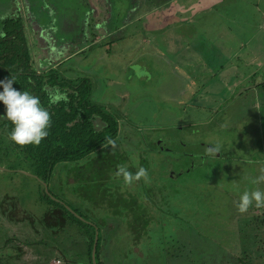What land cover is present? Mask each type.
Instances as JSON below:
<instances>
[{
	"label": "rangeland",
	"instance_id": "rangeland-1",
	"mask_svg": "<svg viewBox=\"0 0 264 264\" xmlns=\"http://www.w3.org/2000/svg\"><path fill=\"white\" fill-rule=\"evenodd\" d=\"M181 1H183L182 4L185 2L190 4V0H0V9L6 10V15L19 12L23 18L24 37L27 39L32 66L38 69L37 71L47 70L48 67L53 66L59 68L64 77L75 80L86 76L92 79L93 88L90 101L105 108V113L112 116L113 121L119 123L120 142L111 146L115 148L112 150L118 157L125 158L133 152L129 156H134L135 153L139 158V154L145 153L149 146L156 144L163 150L169 148L181 151L185 149L194 153L197 152V142L193 144L191 139L197 138V136L202 138L204 133L209 132L214 133L212 136L223 141V144L229 148L222 160H218L217 157L212 159L196 157V162H194L183 158L179 162L182 172L184 167L188 168V166H194L193 168L197 166L198 169L188 170L187 174L183 172L182 177L176 178L175 182H164L159 176L155 178L154 185L150 179L144 180L146 184L153 187L149 197L152 194L155 199H159L164 187H166L164 189L172 191L181 188L184 195L178 196L179 199L174 200L169 209L163 207V210H160L152 205L150 207L152 220L143 231L145 234L143 233L142 236L140 233L134 237L130 235L131 231L128 230L135 226L134 221L130 220L127 224L118 218L120 217L118 211L120 203L117 204V201L111 197L104 199L97 196L92 199L88 191H83L82 194L88 200L85 208H89L91 213L86 212L88 214L86 216L84 211L85 218L75 214L77 218L87 224L96 220L100 221L98 223L101 225L105 218H116L119 222L117 238L104 242V245L107 246L106 248L104 246L101 252V257L103 256L102 259L105 260L104 264H165L166 261L174 264L177 260L178 264H241L236 261V252H248L247 244L250 248L253 247L252 250L255 252L257 249L261 252L264 251V207L251 213H248V210L241 213L235 206L239 194L243 191L254 189L264 191V92L262 89L258 90L257 87L252 86V91L247 92L246 89L239 97L237 92L240 90L229 86V83L235 80L233 75L230 77L231 72L227 76L225 85L219 83L218 79L223 75L218 71L223 67L225 70L226 67L235 65L236 67L232 66L230 70L239 74L250 73L254 67L253 61L247 59L239 63L238 61L230 63L222 60V64L225 65L219 67L222 56L218 53L217 46L212 44V37L209 38L205 31L198 28L207 27V22L203 17L206 14L209 15L210 12L200 14L196 18L194 30L180 32L185 39H196L194 44H198L200 47L197 54L195 51L179 54L181 57L196 59L193 65L189 64L188 67H186L187 63L183 64L185 68L190 69L186 71L190 77L189 75L181 77L178 74L179 71L175 72L177 66H181V62L179 63L177 59L179 55H174V51H169L166 43L172 41L168 37L176 31L172 29L153 30V28L148 29L146 25L149 18L150 23L154 22L155 26L157 18H161V14L164 16L163 19L175 20L177 15L173 12H175V8H183ZM258 2L260 3V16H262L264 0ZM160 4L161 7L164 5L163 9L159 7ZM231 4L236 3L230 2L223 7L221 5V8L212 14V19L216 22H223L222 10L223 8L228 9L227 6ZM247 6L249 7V3ZM30 11L39 12L38 19L35 18L37 23H34L33 13ZM67 12L78 16L76 28L79 32L81 31V37L85 35L91 40V35L96 36L94 37L95 42L100 45L83 55L78 53L74 56L75 58L62 66L60 53H57L58 56L56 53L52 55L54 53L52 48L48 53L44 44L45 41L46 43L51 41V33L55 35L54 32L63 31L60 19ZM39 21L40 23H38ZM188 23L186 26L191 25V21ZM37 24L49 30L48 35L50 36L46 37V34H42V38L45 39L43 43L37 35L39 28ZM124 24L126 28L123 27V30L118 34L114 33L119 25ZM71 32L69 31V36L66 37V44L69 43L68 49L72 48L70 42L75 40ZM109 32H112V37L117 39L111 44H108L112 38ZM220 33L221 38L213 35L216 41H220L218 47L224 44L226 47L232 48L225 52V57L227 55L232 59L235 56L243 57L244 46L236 45V42L230 39L229 31L226 30L222 35L223 31L220 30ZM61 39L60 35L59 40ZM159 47L164 49L159 50ZM208 55H211L214 60L213 62L209 60L211 69H213V73L215 72L214 76L208 71ZM50 58L52 59L51 63ZM188 78L190 79L188 80ZM230 87L232 92L228 94ZM244 88L245 86L242 87V90ZM250 93L255 95L253 96L254 105L258 101L260 102L262 97L263 101L257 108L254 106L253 111L248 115L251 105V102H248L251 98ZM221 110L225 112L223 113ZM212 114H214V119L209 121V116ZM186 117H192V120L198 119L197 121L201 119L203 122L193 123L184 127V130L174 127L162 128L166 123L172 125V122L185 120ZM257 117H262V119ZM254 118H256V124L252 123ZM212 149L209 152L213 154ZM151 154V152H147L144 156L151 161ZM161 155L163 156V158L160 157L162 160L166 159L167 155L164 153ZM131 162H135L132 157ZM13 163L14 161L6 159L1 162L2 165L8 167H2L5 170H1L0 167V200L8 194L14 199L17 197L15 201L20 206L41 211L45 206L39 200L41 192L49 190L56 194L50 196L53 200L61 204L69 202L71 207L75 205L71 201L74 199L72 194L75 193L70 191L73 187L70 185L73 184L71 178L67 180L69 185H65L64 178L61 181L58 179L59 175L56 176L54 185L46 184L48 186L46 191L43 183L38 182L39 180L34 175L24 174L22 172L24 169H17V166L11 169L13 165L9 164ZM203 163L208 166L207 173L212 178L210 184L215 185L212 189L204 188V191L203 188L196 186L201 182L197 176L199 167ZM86 168L85 172L92 169L89 166ZM58 170L60 175L67 176L65 168L58 167ZM86 175L87 173L83 176L89 179ZM161 182L165 183L162 184V187L160 186ZM58 183L62 185L60 191L54 188L55 185H59ZM85 184L84 188L88 189L95 183L87 181ZM110 184L109 191L118 190L121 194L128 192L136 194L138 189L134 182L125 183L120 179L110 182ZM158 185L161 187L160 190ZM139 186L143 189L142 184ZM142 189H140L141 192ZM62 191H65L66 195L61 194ZM66 196L71 200H68ZM141 196L143 197L144 194ZM150 209H148V216H150ZM166 210L170 213L169 216L165 214ZM71 212L74 213L72 209ZM80 226L81 224L77 222H73L72 226L69 225V230L61 232L63 234L55 245L60 247L64 257L81 262L86 260L82 254L86 247L82 238L85 237V227ZM140 230L142 231V228ZM10 231L15 235L16 228L13 227ZM183 232L189 236L188 245L180 241ZM79 235L81 237L77 240ZM248 235H254L251 241L255 236L257 239L259 238V241L255 244L253 241V245L250 244L247 239ZM218 246L221 248H217ZM183 252L189 253L190 257L182 258ZM201 252L202 254H200ZM121 259L124 263H120ZM261 262L264 264V259L252 257L251 264H261Z\"/></svg>",
	"mask_w": 264,
	"mask_h": 264
},
{
	"label": "trees",
	"instance_id": "trees-1",
	"mask_svg": "<svg viewBox=\"0 0 264 264\" xmlns=\"http://www.w3.org/2000/svg\"><path fill=\"white\" fill-rule=\"evenodd\" d=\"M124 25L119 26L122 28ZM74 31L78 32V30ZM24 33V21L19 12L9 13L0 19V79L13 77L14 88L20 89L21 91H28L32 95L39 97L40 103L49 112L51 123L48 129V136L42 139L39 144H29L21 147L15 145L8 139V132L11 130L10 122L0 119V167H8L1 164L3 159L12 162L14 161L13 164H9L13 165L11 169L16 168V166L18 167L17 169H24V171L36 176L47 185L48 183L54 185V181L58 175V179L61 181L64 178L63 182L65 185H69V182H67L69 178L72 179L73 184L70 185L73 187L70 191L75 192L72 194L74 199L71 200L68 196H66V198L75 203L73 207L69 205V202H64V199L62 200L64 202L63 204L53 200L50 196H55L56 194H53L51 191H49L48 186L47 190L49 191L50 195L45 191L41 192L39 200L42 203L49 205L47 208L48 212L46 213H48L50 216V222L46 220V223H50V227L48 228L45 226L43 229L56 238L59 236V233L66 231V227H68V225L72 226L73 222L80 223L82 227H85V237L82 238L84 239V246L86 248L82 254L85 257L87 264H94L92 262V251L96 236L95 225H99V223L98 221L94 220L95 222L91 221V224H87L75 216V214H78L80 217L85 218L83 215L86 214L87 216L88 214L86 212H90L89 208H85V204H88V200L82 194L83 191H88L92 199L96 198L97 196H101L104 199L110 197L113 198L115 201H117V204H121L120 208L122 209L120 210V208H118L120 215L118 218H121V220H123L122 222L125 221L127 224L130 220L134 221L135 226L132 229L128 225L129 229L131 230H140L142 228V231H145L152 220L151 213L150 216H148L149 210L147 207H149L150 204L158 207L160 210H163V207L169 209L170 204H172L174 200L177 198L179 199L180 196L184 195V191L181 188H177L172 191L164 189L166 188L164 187L161 190L162 194L159 199H155L152 194L151 197H149V194L152 193V185L156 183L155 178L158 176L164 182H175L177 178L176 176H168L170 172V161L174 168H180L181 164L175 161L177 156L180 160L184 158L187 161L191 160L194 162H196V157L198 159H212L217 157L218 160H222L225 152L228 151L227 149L229 148L227 146L224 148L221 146L219 147L223 141L214 138V133L211 134L209 132L207 134L204 133L202 138L197 136V138L190 139L193 144L196 142H207L208 144L214 145V150L212 149L214 153L211 155H208L205 152L206 148L203 149V151L197 149V152L193 153L188 152L185 149L181 151H174L170 150L169 148L163 150L161 146H158L155 143L156 145L149 146L145 153L142 152V154H139V158H137L138 156H136L135 153V157L129 156L133 152H131L125 158L118 157L114 153V150H112L115 148L111 146L120 142L118 137L119 123L113 121L114 119H111L112 116L105 113V108L90 101L93 88L92 79L86 76L75 80L64 77L60 73L59 68L53 66L48 67L47 70L45 69L37 71L38 69H35L32 66L31 55H29L30 50L27 45V39L24 37ZM118 33H120V31H118ZM94 37L96 36L92 35V39L89 40L90 44L82 49V53L80 52L81 55L87 51H92L95 46L100 45V43L95 42ZM115 40L117 41V39L111 38L108 44H111V42ZM76 54L78 53H75V55ZM75 55H72L67 60L61 62L62 66H64L71 59L75 58ZM257 89H262L264 92V83L257 85ZM252 90L253 89L248 90L247 92ZM56 92L63 93L64 98L57 101L56 103L49 104V96L55 94ZM221 111L223 113L225 112L223 110ZM2 112L3 107L0 106V113ZM117 116L119 117V114ZM213 116L214 114L209 116V121L214 119ZM197 120H192V117H186L185 120H180L174 123L172 122V125H168L170 123H166L162 126V128L174 127L179 130H184V127L190 126L193 123L203 122L201 119L199 121ZM109 141H112L113 143L110 144ZM124 148L126 149V147ZM147 152L152 153V157L150 156L151 161L148 157L144 156L147 154ZM161 153L167 155L166 159L162 160L163 156ZM123 154L125 155V152ZM161 156L162 158H160ZM131 157L132 160L135 161L134 163L131 162ZM129 159L130 162H128ZM117 165H123L129 172L133 173L139 167H143L146 170L147 179L140 178L138 180H133L138 189L136 194L132 195V193L129 192V199L136 200L144 194V197L148 199L149 203L145 202V205L140 204L141 206L139 205V207H135L134 211H127L128 208L124 204L128 201V194L125 196V194L119 193L118 190H108L111 186L110 182L119 179L123 180L122 177L115 175V169ZM24 166H27L28 168H25ZM86 166H89L92 169H89L87 172H85V169H87ZM58 167L65 168V174H67L69 177L66 178L67 176L64 177L63 175H60L58 173ZM193 167H184L183 172L187 174L188 170L193 171L194 169H198L197 166L195 168ZM207 167L208 166L205 163H203L202 166L200 165L197 176L201 182L199 185L196 184V186L201 187V189L203 188V191L205 190L204 188L212 189L215 186L214 184H210L212 183V178L208 176ZM85 173H87L86 176H88L89 179H86L83 176ZM149 179L152 181V185H148L144 181H148ZM83 180L86 181L84 182ZM87 181L95 184L86 189L84 187ZM192 181L191 183L193 184L194 181ZM164 182L160 183L161 187L162 184H165ZM139 184H142L143 189L140 188ZM160 186L158 185L159 190L161 189ZM54 188H57V191H60L62 188L61 183L58 186L55 185ZM140 189H142V192ZM165 190L167 191L166 193L163 192ZM61 194L66 195V192L62 191ZM238 199L239 196L237 201ZM15 200L16 198L14 199V197L8 194H6V196L0 200V215H2V219H0L2 222H0V227H2V229H0V264H16V253L18 248V246H16V237L7 235V233L16 225L17 214ZM65 204L68 205L74 213L71 212L70 208V210L65 208ZM255 209L258 208L255 206L254 202L247 208L249 211L248 213H251ZM164 212L169 216L170 213L168 210ZM105 222L106 221L104 219L101 223L104 224ZM138 227H140V229H138ZM181 234L183 236H181L180 241L188 245V242H190L188 239L189 236L185 235L184 232ZM135 235H137V233ZM253 236L254 235H248L247 237L250 244H252L253 241V244L259 241V238L257 239L256 236L253 238V241H251ZM80 237L81 235H79L77 240ZM245 244H247V242H245ZM95 246V264H104L105 260L102 259L103 256L101 257L103 246H101L100 239L97 241ZM214 246L216 245L214 244ZM241 247L243 248V246ZM246 247H248V252H236L237 262L241 264H251L252 257H257L260 260L264 259L262 258L264 256V251L261 252L259 249H257L255 252L252 250L253 247L250 248L248 244ZM217 248L220 249L221 247L218 246ZM200 254H202V252ZM255 254L256 256H254ZM59 256L60 253L57 252L55 257L58 258ZM186 256L188 258L190 257V254L183 252L182 258ZM168 263L166 262L165 264ZM175 264H178V260L175 262Z\"/></svg>",
	"mask_w": 264,
	"mask_h": 264
},
{
	"label": "crops",
	"instance_id": "crops-1",
	"mask_svg": "<svg viewBox=\"0 0 264 264\" xmlns=\"http://www.w3.org/2000/svg\"><path fill=\"white\" fill-rule=\"evenodd\" d=\"M258 1L259 0H240V1L239 0H190L189 1L190 4H188V2H185L182 4L183 1H181V5H183V8L181 9L175 8L176 10L175 12H173L177 15V18H174L175 20L171 21V19L169 20L163 19L164 16L163 14H161V18L159 17L157 18L158 21H157V24H155V26L153 25L154 22L150 23L151 21L147 17L148 23L146 26L148 27V29L153 28V30L172 29L176 31V33H172L171 36L168 37V39L172 41H167L166 43L168 50L174 51V55H179V54L183 55L191 51H195L197 54L200 45L194 44L196 39H192V40L185 39L180 32L194 30L196 27L195 26L196 18L200 16V14H205V13L210 12L209 15L206 14V16L203 17L207 22V27L202 26L198 28L205 31L206 35L209 38L212 37L211 39L212 44L217 46L218 53H220L222 56L221 64L219 67H223L225 65V64H222V60L229 61L230 63L231 61H238L239 63L246 59L249 61H253L252 65L254 67L250 71V73L245 72L244 74H241V73L239 74L238 72L237 73L232 72L230 68L235 65L228 66L226 67L225 70L223 67V69H220V71H218V72H221V74L223 75L219 79L217 78L219 80V83H222V85H225L227 83V76L231 72L230 77L233 75L235 80L232 83H229V86L231 85V87H233L234 89H239L241 90V92H242L243 86H245L243 90L245 89L251 90L252 86L257 87V85L264 83V11H262L263 12L262 16H260L261 10H259L260 3ZM230 2L231 3L235 2L236 4H233V5L231 4L232 6L231 5L227 6L228 9L223 8L222 10L223 22L214 21L212 19V14L216 12V10H219L221 8V5L223 7L227 3H230ZM247 3H249V7L247 6ZM164 5L166 6V3ZM164 5L161 7V4H160L159 7L163 9ZM5 12L6 10L0 11V19L6 15ZM148 12H151V11H148ZM30 13H33V17H34L33 21L34 23H37L35 18L38 19L37 17H38L39 12L34 13L33 11H30ZM69 13L70 12H67L60 19L61 28L63 29V31L58 30L57 33L54 32L55 35H53L52 33H51L52 36L48 35L49 30L45 27L42 28L40 25L37 24V26H39V28L37 29L38 31L37 35L39 38L42 39V43L45 40L42 38V34H46V37L50 36L51 38V41L49 43H46L45 41V44H44L46 45L45 47H47L46 49L48 50V53H49V50H51V48L54 52L52 53V55H55L56 53V56H58L57 53H60L61 62L67 60L68 58H70V56L75 55V53H80L83 48H85L86 46L90 44L89 43L90 39L88 37H86L85 35L81 37V33H80L81 31L79 32L78 30V32L76 31V33H74V30H77L76 24L78 22V18H77L78 16L77 15L74 16L73 14H69ZM189 21H191V25L186 26L187 24H189L188 23ZM38 23H40V21ZM120 27L121 26H118L114 33H118V31H122L123 27L122 28ZM220 30L223 31L222 35H224V32H226V30L229 31L230 39H232L233 42H236V45L244 46L243 47L244 48L243 57L235 56L234 59H232L229 55L225 57V52H228L232 48L226 47L224 44H221L220 47H218L219 46L218 43L220 41H216L213 38V35L220 37L221 36ZM59 31H62V32H59ZM69 31H72L71 34L74 35L73 37L75 38L74 41L70 42V45L72 46L73 50L72 48L68 49L69 43L68 45L66 44V39L69 36ZM210 34H212V36H210ZM60 35L62 37L61 40H59ZM109 35H111L112 37V32H109ZM207 45H210V44H207ZM210 46L214 47L212 45ZM193 47H198V48H193ZM160 49H164V48L159 47V50ZM192 53L195 55L194 52ZM192 53L190 54L193 55ZM180 55L177 57V59L179 63L181 62L180 64L181 66H177V68L175 69V72L179 71L180 73L178 74L181 77H188L189 74H186L187 73L186 71H189L190 69L185 68L183 64L187 63L186 67H188L189 64L193 65L196 59L194 57H181ZM207 58H208V65H207L208 71L211 72L212 76H214L215 72L213 73V69H211L212 66H210V63H209V60L212 62L214 60L211 57V55L210 56L208 55ZM51 62H52V59L50 58V63ZM189 79L190 78H188V80ZM231 87L228 91V94L232 92ZM239 93H237V95ZM10 232L11 231H9L7 235L15 236L11 234ZM59 258L61 257L59 256ZM64 262H66V264H71V262L74 263V261L66 257H64Z\"/></svg>",
	"mask_w": 264,
	"mask_h": 264
},
{
	"label": "flooded vegetation",
	"instance_id": "flooded-vegetation-1",
	"mask_svg": "<svg viewBox=\"0 0 264 264\" xmlns=\"http://www.w3.org/2000/svg\"><path fill=\"white\" fill-rule=\"evenodd\" d=\"M244 91H246V89L242 90V92L240 90L237 93H239V92L243 93ZM241 93L238 94L239 97H240ZM250 96H251V98H249L248 102L249 101L251 102L252 107L250 105V109L247 113L248 115L250 114L249 112L253 111L254 106L257 108L258 105H260V102L263 101V97H262L260 99V102L258 101L257 102L258 104L256 103L254 105L255 102L253 100V98H254L253 96H255V95H253V93H250ZM224 101L226 103L227 100L225 99ZM256 101H257V99H256ZM245 110H246V108H245ZM257 118L262 119V117H257ZM252 123L253 124L257 123L256 118L253 119ZM196 145H197L198 150L203 151V149L206 148L205 152L208 155L212 154L209 152V150L214 148V145L208 144L207 142H197ZM220 146L224 148L226 146V144L222 143L219 145V147ZM175 161L180 162L181 160L178 159V156H177ZM169 165H170L169 166L170 172H169L168 176H170V177L176 176L177 178L182 176L183 172H181L180 168H174L171 161L169 162ZM173 173H174V175H173ZM133 182L134 181H132L131 183H133ZM127 194H128V196H127L128 201L124 204L128 208L127 211H134V208L139 207L140 204L145 205V202L149 203L148 199L144 196L143 197L140 196L136 200H133V199H129V197H130L129 192L126 193L125 196ZM132 195H133V193H132ZM15 198H17V197H15ZM15 203H16V214H17L16 225H15V228H16V232H15L16 238L15 239H16V246H18L17 253H16V264H66V262H64V256L61 254L62 251L59 252L60 247L58 245H55L57 240L60 239V236L63 233H59V236H57L55 238L54 236L50 235L49 232H46L43 229V227H45V226H47L48 228L50 227V223H46V220L50 222V216L48 215V213H46V212H48L47 208L49 205L45 204L43 210H41V211L37 210L36 211L34 209H30V208L28 209L27 207L20 206L19 203H17V201H15ZM151 206H152V204H150V206L147 208L150 209ZM67 207L68 206L66 205L65 208H67ZM258 209H255V210H258ZM150 213H151V209H150ZM0 219H2V215H0ZM105 221L106 222L104 224L95 225V232L97 233L98 241H99V239L100 240L103 239L101 246H103V247L105 246V248H106L107 246L104 245V242L109 241V240L113 241L115 238H117L118 229L120 226L118 225L119 222H118V219H116V218H105ZM98 222H100V221H98ZM66 228H67L66 231L69 230V225ZM0 229H2V227H0ZM128 231H131L130 235L133 237L135 236L136 233L137 234L140 233L141 235L144 233L141 230H136V231L128 230ZM185 235H188V234L185 233ZM56 251L58 253H60L61 258L55 257V254L57 253ZM120 263H124V261L121 259ZM172 263H174V262L172 261ZM71 264H87V262H86V260L81 261V262L80 261H74V263L71 262ZM168 264H171V262H169Z\"/></svg>",
	"mask_w": 264,
	"mask_h": 264
},
{
	"label": "clouds",
	"instance_id": "clouds-1",
	"mask_svg": "<svg viewBox=\"0 0 264 264\" xmlns=\"http://www.w3.org/2000/svg\"><path fill=\"white\" fill-rule=\"evenodd\" d=\"M14 78L6 77L0 79V106L3 112L0 119L7 120L11 124L8 139L15 145H37L48 136L50 127V116L47 109L42 106L40 99L28 91L14 88ZM64 98V94L56 92L49 96L48 103L53 104ZM109 143H113L109 141ZM115 175L122 177L125 183L140 178L147 179V172L139 167L134 173L129 172L123 165H117ZM255 203L257 208L264 207V191L254 189L245 190L239 195L235 206L241 213L245 212L250 204Z\"/></svg>",
	"mask_w": 264,
	"mask_h": 264
},
{
	"label": "water",
	"instance_id": "water-1",
	"mask_svg": "<svg viewBox=\"0 0 264 264\" xmlns=\"http://www.w3.org/2000/svg\"><path fill=\"white\" fill-rule=\"evenodd\" d=\"M1 170H5V169L1 167ZM22 172H23L24 174L30 175L29 172H26V171H22ZM35 178L38 179L36 176H35ZM38 180H39L38 182L43 183V185L45 186L46 191H47L46 183L42 182V180H40V179H38ZM47 193H48V191H47ZM49 195H50V194H49ZM97 241H98V238H97V233H96V236H95V244L97 243ZM95 244L93 245L94 247H93V251H92V262H93L94 264H95L94 254H95V251H96V246H95Z\"/></svg>",
	"mask_w": 264,
	"mask_h": 264
}]
</instances>
